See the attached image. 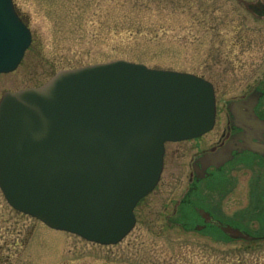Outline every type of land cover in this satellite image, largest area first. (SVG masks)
Listing matches in <instances>:
<instances>
[{"label":"water","instance_id":"water-1","mask_svg":"<svg viewBox=\"0 0 264 264\" xmlns=\"http://www.w3.org/2000/svg\"><path fill=\"white\" fill-rule=\"evenodd\" d=\"M31 39L13 0H0V74ZM214 118L213 85L190 73L123 60L60 70L1 97L0 190L52 229L115 245L159 181L164 143L197 137Z\"/></svg>","mask_w":264,"mask_h":264},{"label":"rangeland","instance_id":"rangeland-1","mask_svg":"<svg viewBox=\"0 0 264 264\" xmlns=\"http://www.w3.org/2000/svg\"><path fill=\"white\" fill-rule=\"evenodd\" d=\"M13 3L27 23L32 41L18 67L0 75V98L5 92L38 87L63 69L116 60L199 76L213 84L220 103L238 98L255 85L264 88V12L259 13L264 0ZM177 146L188 148L180 144L169 149ZM182 149L177 159L167 157L163 182L147 200L156 203L148 210L153 224L161 230L147 226V213L141 204L135 227L116 245L98 246L69 235L67 264H264V238L236 241L213 230L166 225L162 211H169L164 210V204L184 194L190 170V155ZM240 184L244 188L243 219L263 223L264 215L249 216L247 182ZM157 212L162 217L157 218ZM181 213V220H188L190 214L184 208ZM33 222L15 212L0 190V241L3 236L22 240ZM252 229L255 235H264L262 224L255 223ZM39 235L43 245L36 240L33 249L43 261L38 259L37 264L53 261L64 236L42 229ZM27 259L25 253L11 257L7 264H28Z\"/></svg>","mask_w":264,"mask_h":264},{"label":"flooded vegetation","instance_id":"flooded-vegetation-1","mask_svg":"<svg viewBox=\"0 0 264 264\" xmlns=\"http://www.w3.org/2000/svg\"><path fill=\"white\" fill-rule=\"evenodd\" d=\"M263 12L264 5H261L259 13ZM214 93L213 127L192 139L164 144L163 168L167 157L170 155L173 160L177 159L182 149L180 146L169 149L170 145L187 144L188 148L182 150L190 155V170L184 194L179 198H169L167 204H164V210L167 209L169 213L165 214V211H162L163 220L170 226L183 225L189 230L195 229L200 232L213 230L231 240L255 242L263 239L264 235H255L252 226L255 223L257 226L261 224L264 226V219L263 223H260V219L246 223L245 218L243 219L245 208H242L244 206L241 204L245 203L241 196L244 188L240 183L247 182L249 200L246 209L249 216L260 218L264 215V88L255 85L238 98L221 103L215 88ZM162 182L161 174L154 189L135 205L133 209L135 225L137 211L142 204L147 213V226L158 227L157 224H153L154 221L151 218L153 214L148 210L152 209V205L156 203L151 204L147 200L160 188ZM161 200L165 202L164 199ZM182 208L186 214H190L188 220H181ZM18 213L33 219L34 222L24 233L22 240L7 239L3 236L4 239L0 241V264H7L11 257H21L25 253L28 254V264H37L38 259L43 261V258L33 249L36 240L38 244L43 245L39 237L41 229L64 236L61 245L57 248V258L41 264H67L70 256L69 235L85 242L77 235L52 229L36 218ZM160 214L157 212V218L162 217ZM157 229L161 230V226ZM239 233L249 234L256 239L248 241L236 238Z\"/></svg>","mask_w":264,"mask_h":264}]
</instances>
